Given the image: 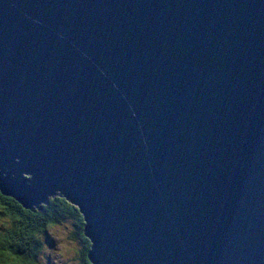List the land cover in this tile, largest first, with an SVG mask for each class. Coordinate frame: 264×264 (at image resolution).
Listing matches in <instances>:
<instances>
[{"label":"water","instance_id":"95a60500","mask_svg":"<svg viewBox=\"0 0 264 264\" xmlns=\"http://www.w3.org/2000/svg\"><path fill=\"white\" fill-rule=\"evenodd\" d=\"M0 186L93 264H264V0H0Z\"/></svg>","mask_w":264,"mask_h":264},{"label":"trees","instance_id":"16d2710c","mask_svg":"<svg viewBox=\"0 0 264 264\" xmlns=\"http://www.w3.org/2000/svg\"><path fill=\"white\" fill-rule=\"evenodd\" d=\"M5 197H12V199H5ZM10 212L16 214L15 218L11 220L14 227L21 226L25 229L41 227L44 241L42 245L41 241L33 238L31 244L27 247L24 243H8L6 250L10 252L11 255L5 258L20 261L23 259L22 257L31 252L33 261L37 262L39 253L33 252L32 247L35 246L40 248L49 244V233L52 231V228L58 227L59 225H71L73 227L72 235L78 238L82 244V252H80L81 263L88 264V261L91 260L89 258V252L92 248V242L85 232V216L80 207L66 196L59 194L50 196L47 202H42L38 206H33L32 208H26L13 196L5 195L0 186V219H3V217ZM4 231H7L5 226L0 230V233ZM14 234L19 235V233ZM18 238L22 241L24 239L23 235H20ZM9 240H11V237H9ZM0 247L4 246L0 245Z\"/></svg>","mask_w":264,"mask_h":264},{"label":"clouds","instance_id":"9594fccd","mask_svg":"<svg viewBox=\"0 0 264 264\" xmlns=\"http://www.w3.org/2000/svg\"><path fill=\"white\" fill-rule=\"evenodd\" d=\"M15 215L16 214L14 212H10L6 216H4L2 220H0V223H3L5 225V229H7V231L0 233V245L4 246V247H0V264H36V262L33 261L32 259L31 252H29L24 257H22L23 259L20 261H15L13 259L5 258L11 255V253L6 250V246L8 243H16V244L24 243L25 246L27 247L29 244H31L33 238L41 241L42 245L44 241L41 227H37L35 229H31V228L25 229L24 227L21 226L14 227L11 223V220L15 218ZM14 233H19V235H16ZM52 234L54 237L58 235L54 228H52ZM20 235H23L24 237L23 241L18 238ZM9 237H11V240H9ZM67 243L68 242L65 241L63 244L60 245V248L64 251L65 258H67L69 255L76 254L77 251L74 243L72 244L71 248L67 247ZM32 251L40 253L39 256L40 264H44L43 253L49 251V249L43 246L40 248L33 246ZM53 257H55V252H53Z\"/></svg>","mask_w":264,"mask_h":264},{"label":"rangeland","instance_id":"374dc122","mask_svg":"<svg viewBox=\"0 0 264 264\" xmlns=\"http://www.w3.org/2000/svg\"><path fill=\"white\" fill-rule=\"evenodd\" d=\"M29 178V175L23 174ZM59 193V191H57ZM2 220V219H0ZM3 223H0V230L4 228ZM58 235L55 237L52 234V231L49 233L50 243L44 247L48 248L49 251L44 252V264H82L81 263V253L82 244L72 235L73 227L71 225H59L54 228ZM67 241V247L71 248L74 243L76 246V254L69 255L65 258L64 251L60 248V245ZM53 252H55V257H53ZM38 255V261L36 264H40Z\"/></svg>","mask_w":264,"mask_h":264},{"label":"snow or ice","instance_id":"6c2138e0","mask_svg":"<svg viewBox=\"0 0 264 264\" xmlns=\"http://www.w3.org/2000/svg\"><path fill=\"white\" fill-rule=\"evenodd\" d=\"M5 199H12V197H5ZM88 264H92V261L89 260V261H88Z\"/></svg>","mask_w":264,"mask_h":264}]
</instances>
